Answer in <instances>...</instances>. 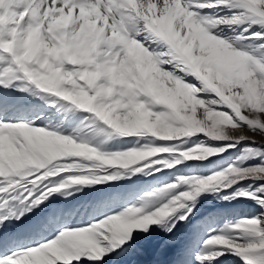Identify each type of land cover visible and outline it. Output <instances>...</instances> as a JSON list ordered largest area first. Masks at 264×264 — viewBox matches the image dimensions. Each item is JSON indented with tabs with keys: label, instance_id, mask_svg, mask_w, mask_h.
I'll use <instances>...</instances> for the list:
<instances>
[{
	"label": "snow or ice",
	"instance_id": "1",
	"mask_svg": "<svg viewBox=\"0 0 264 264\" xmlns=\"http://www.w3.org/2000/svg\"><path fill=\"white\" fill-rule=\"evenodd\" d=\"M264 264V0H0V264Z\"/></svg>",
	"mask_w": 264,
	"mask_h": 264
},
{
	"label": "rangeland",
	"instance_id": "2",
	"mask_svg": "<svg viewBox=\"0 0 264 264\" xmlns=\"http://www.w3.org/2000/svg\"><path fill=\"white\" fill-rule=\"evenodd\" d=\"M225 264H230V262H228V261H225Z\"/></svg>",
	"mask_w": 264,
	"mask_h": 264
}]
</instances>
